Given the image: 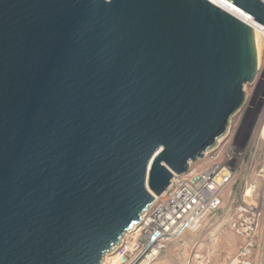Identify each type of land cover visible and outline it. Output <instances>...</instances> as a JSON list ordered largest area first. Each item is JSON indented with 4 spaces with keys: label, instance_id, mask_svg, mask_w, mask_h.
<instances>
[{
    "label": "water",
    "instance_id": "95a60500",
    "mask_svg": "<svg viewBox=\"0 0 264 264\" xmlns=\"http://www.w3.org/2000/svg\"><path fill=\"white\" fill-rule=\"evenodd\" d=\"M258 70L210 0H0V264H102Z\"/></svg>",
    "mask_w": 264,
    "mask_h": 264
},
{
    "label": "built area",
    "instance_id": "2783aa9c",
    "mask_svg": "<svg viewBox=\"0 0 264 264\" xmlns=\"http://www.w3.org/2000/svg\"><path fill=\"white\" fill-rule=\"evenodd\" d=\"M241 115L246 121L253 113L245 109ZM246 136L239 127L230 138L221 139L202 157L190 162L187 172L172 176L163 193L155 198L143 218L117 245L125 244L126 264L130 261L137 264L145 258L153 262L165 252L169 243L187 232L200 230L206 218L218 212L223 191L234 181L239 162L247 152ZM256 154L257 147L250 148V166ZM238 211L243 217L240 228L244 244L225 264H254L262 211L249 204L239 206Z\"/></svg>",
    "mask_w": 264,
    "mask_h": 264
},
{
    "label": "rangeland",
    "instance_id": "374dc122",
    "mask_svg": "<svg viewBox=\"0 0 264 264\" xmlns=\"http://www.w3.org/2000/svg\"><path fill=\"white\" fill-rule=\"evenodd\" d=\"M261 50V63L256 79L252 83H247L245 86L247 92L246 102L241 110L231 119L227 132L221 137L225 141L237 129L239 130V127L245 131L247 135V140L245 139L247 141V152L239 162V172L234 181L223 191V205L221 209L208 216L200 230L187 232L180 239L173 241V244H175L172 247L173 259L169 258V261H167L169 264H193L195 249L193 244H188V242L190 239H193L197 243L201 240L198 238H204L206 232L223 233L226 236L225 252H227V261L240 249L244 241V236L240 228L243 217L238 211V207L244 204L256 205L261 209L262 217L257 243L259 236L261 234L264 235V41ZM245 109H249L253 113V116L246 121L241 118V114ZM228 132L227 137L223 138ZM255 147H257V154L253 160V164L250 166L248 161L249 151L250 148L255 149ZM194 238L196 239L194 240ZM205 241L211 243L215 239ZM261 245L264 248V241ZM124 248L125 244L123 243L107 254L109 257L120 254V260L116 264H126L127 254L124 253ZM208 251V247L206 249H200L198 253L201 256L198 259L201 262L196 264H213L207 255L209 253ZM110 261V258H107L103 260V264H114ZM157 261H159V257L150 264L161 263Z\"/></svg>",
    "mask_w": 264,
    "mask_h": 264
},
{
    "label": "crops",
    "instance_id": "0c3cea01",
    "mask_svg": "<svg viewBox=\"0 0 264 264\" xmlns=\"http://www.w3.org/2000/svg\"><path fill=\"white\" fill-rule=\"evenodd\" d=\"M222 205H223V199H222ZM222 207V206H221ZM220 207V209H221ZM219 209V210H220ZM218 210V211H219ZM260 234V233H259ZM196 238H194L195 240ZM201 239L200 241H198L197 243L195 241H193V239L189 240L188 244H193V247L195 249V254L193 256V264H196L198 262H201V260H199L198 258L201 256L198 252L200 251V249H206L208 247L209 249V253L207 254L209 257L210 262L212 261L213 264H225L226 263V256H227V252L226 251V236L223 233H213V232H206L204 238H198ZM210 240V239H215L214 242L211 243H207L205 240ZM243 241V240H242ZM264 241V235L261 234V236H259V240L257 243V248L255 250V253L253 255V262L254 264H264V248L261 244H263ZM193 242V243H192ZM195 242V243H194ZM244 244V241L242 242L240 248L242 247V245ZM173 245L175 246V244H173V242L169 243L165 252H163L160 256H159V261L157 262H161L160 264H169V258L173 259ZM190 248V246H189ZM236 253V252H235Z\"/></svg>",
    "mask_w": 264,
    "mask_h": 264
},
{
    "label": "bare ground",
    "instance_id": "6f19581e",
    "mask_svg": "<svg viewBox=\"0 0 264 264\" xmlns=\"http://www.w3.org/2000/svg\"><path fill=\"white\" fill-rule=\"evenodd\" d=\"M210 1L219 5L220 7L229 11L230 13L240 17L241 19L249 22L252 25V28H254L255 33H256L257 67H259L260 63H261V51H262L261 49H262V45H263V41H264V25L256 22L249 13H247L246 11H244L243 9H241L240 7L236 6L235 4H233L232 2H230L228 0H210ZM218 143H219V141H218ZM144 214H143V216H144ZM143 216H142V218H143ZM134 227H135V225H133L131 228H134ZM129 231L130 230H127L126 233ZM126 233L124 234V236L126 235ZM120 242H122V241H120ZM115 249L116 248H114V250ZM107 258L108 259L110 258V260H111L110 262L116 264L120 260V254L115 255L113 257H109V255L107 254L105 256V259H107ZM132 263L133 262L131 261L129 264H132ZM137 264H150V261H149V259L145 258V259L140 260Z\"/></svg>",
    "mask_w": 264,
    "mask_h": 264
}]
</instances>
